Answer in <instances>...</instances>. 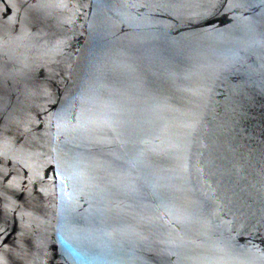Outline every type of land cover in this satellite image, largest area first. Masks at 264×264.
I'll use <instances>...</instances> for the list:
<instances>
[{"label":"water","instance_id":"water-1","mask_svg":"<svg viewBox=\"0 0 264 264\" xmlns=\"http://www.w3.org/2000/svg\"><path fill=\"white\" fill-rule=\"evenodd\" d=\"M0 264H264V0H0Z\"/></svg>","mask_w":264,"mask_h":264}]
</instances>
